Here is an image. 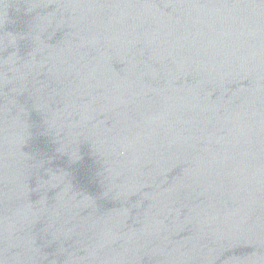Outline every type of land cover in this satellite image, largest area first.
I'll list each match as a JSON object with an SVG mask.
<instances>
[{
  "label": "water",
  "instance_id": "1",
  "mask_svg": "<svg viewBox=\"0 0 264 264\" xmlns=\"http://www.w3.org/2000/svg\"><path fill=\"white\" fill-rule=\"evenodd\" d=\"M0 264H264V0H0Z\"/></svg>",
  "mask_w": 264,
  "mask_h": 264
}]
</instances>
